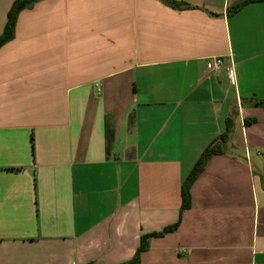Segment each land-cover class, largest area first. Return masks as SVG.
I'll return each mask as SVG.
<instances>
[{
    "label": "crops",
    "instance_id": "1",
    "mask_svg": "<svg viewBox=\"0 0 264 264\" xmlns=\"http://www.w3.org/2000/svg\"><path fill=\"white\" fill-rule=\"evenodd\" d=\"M15 1L0 0V35ZM171 1L188 6L17 13L0 47V264H124L177 223L139 264H264V0Z\"/></svg>",
    "mask_w": 264,
    "mask_h": 264
},
{
    "label": "trees",
    "instance_id": "2",
    "mask_svg": "<svg viewBox=\"0 0 264 264\" xmlns=\"http://www.w3.org/2000/svg\"><path fill=\"white\" fill-rule=\"evenodd\" d=\"M38 0H16L11 9L8 12L7 16V23L4 28L3 33L0 35V47L5 44L7 41H9L13 37V29H14V22L17 13L26 7L27 5L36 2ZM168 2L177 7L181 6H188L187 3L185 2H174L171 0H168ZM251 2V0H244L241 1L229 8V12H236L239 9H241L244 5L248 4ZM230 131V119L227 120L226 122V130L225 133L221 136L220 141L218 143L212 144L208 147H206L201 154L199 155L197 161L195 162L194 166L192 167L190 173L188 176L185 178L181 185V213L184 212L185 210L190 208V203H191V194H190V187L192 183L195 181V179L198 177V175L203 171L206 163L208 162L209 158L212 155L215 154H221L222 151V143L225 141L226 135ZM179 223L174 224L172 226L166 227L162 232L158 233H153L149 235H143L140 239V245L136 251L135 258L127 263L124 264H139V255L146 251L148 248V240L152 237H161L166 233L174 231Z\"/></svg>",
    "mask_w": 264,
    "mask_h": 264
},
{
    "label": "built area",
    "instance_id": "3",
    "mask_svg": "<svg viewBox=\"0 0 264 264\" xmlns=\"http://www.w3.org/2000/svg\"><path fill=\"white\" fill-rule=\"evenodd\" d=\"M225 65V61L222 57H213L210 58L206 64L205 67L207 71L211 73L218 72L223 66ZM229 75L232 78L233 77V68L232 66L229 68Z\"/></svg>",
    "mask_w": 264,
    "mask_h": 264
}]
</instances>
